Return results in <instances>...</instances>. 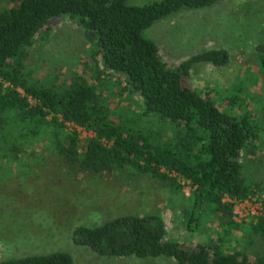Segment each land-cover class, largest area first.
I'll return each mask as SVG.
<instances>
[{
	"label": "trees",
	"instance_id": "16d2710c",
	"mask_svg": "<svg viewBox=\"0 0 264 264\" xmlns=\"http://www.w3.org/2000/svg\"><path fill=\"white\" fill-rule=\"evenodd\" d=\"M221 1L11 0L0 9V162L17 160L22 153L20 159L28 161L35 155L30 148L39 147L82 172L113 173L130 166L174 187L181 178L193 188L186 228L193 231L206 211L220 222L216 238L190 247L166 239L158 215H122L95 227H76L74 245L107 258L164 256L176 264H264V257L248 252L255 241L264 245V217L236 223L231 203L223 201L258 194L264 210V179L248 175L243 162L264 161L254 121L261 102L258 109L249 110L239 95L219 101L211 90L192 84L190 70L195 65H227L225 49L203 50L169 67L156 44L144 37L145 30L164 18ZM61 18L81 28L90 47L91 75L87 69L66 77L55 69L31 67L38 37ZM255 55L263 80L264 42L256 44ZM106 79L116 87L122 106H112L102 91ZM135 96L140 100L136 106ZM67 124L93 136L81 143L75 130L65 129ZM243 226L246 239L230 248L232 230ZM0 264L73 260L55 251Z\"/></svg>",
	"mask_w": 264,
	"mask_h": 264
},
{
	"label": "rangeland",
	"instance_id": "374dc122",
	"mask_svg": "<svg viewBox=\"0 0 264 264\" xmlns=\"http://www.w3.org/2000/svg\"><path fill=\"white\" fill-rule=\"evenodd\" d=\"M129 1L142 4L147 0ZM10 5L11 0H0V9ZM144 37L156 44L169 67L203 50L228 52L230 60L224 67H192V84L211 90L218 100L239 95L249 110L258 109L261 102L254 121L264 160V79L255 61V46L264 42V0H224L202 10L181 11L152 25ZM32 54L31 67L55 69L66 77L87 69L91 75L90 47L74 20L51 21L35 42ZM102 91L112 106L117 102L123 105L109 80ZM133 102L140 104L137 96ZM65 129L75 130L81 143L93 136L70 124ZM35 148H30L35 155L28 161L20 159L22 153L17 160L0 162V260L62 251L71 255L73 264H176L164 256L100 257L87 247L73 244L71 235L76 227H95L122 215H158L165 224L166 239L190 247L216 238L220 231V222L208 211L193 231L186 228L193 188L181 178H176L179 186L174 187L138 174L130 166L113 173L82 172L61 157ZM257 161L244 160L245 171L264 179V161L261 165ZM246 231V226L232 230L228 246L243 243ZM249 248V254L264 257V245L255 241Z\"/></svg>",
	"mask_w": 264,
	"mask_h": 264
},
{
	"label": "built area",
	"instance_id": "2783aa9c",
	"mask_svg": "<svg viewBox=\"0 0 264 264\" xmlns=\"http://www.w3.org/2000/svg\"><path fill=\"white\" fill-rule=\"evenodd\" d=\"M223 201L231 203L232 218L238 223L254 221L259 216L264 217L262 196H259L258 194L244 200H230L229 198L224 197Z\"/></svg>",
	"mask_w": 264,
	"mask_h": 264
}]
</instances>
